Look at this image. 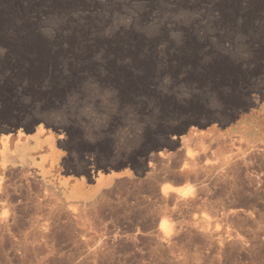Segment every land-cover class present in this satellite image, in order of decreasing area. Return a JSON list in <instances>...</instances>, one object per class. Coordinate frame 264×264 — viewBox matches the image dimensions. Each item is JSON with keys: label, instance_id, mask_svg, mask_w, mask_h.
Wrapping results in <instances>:
<instances>
[{"label": "rangeland", "instance_id": "374dc122", "mask_svg": "<svg viewBox=\"0 0 264 264\" xmlns=\"http://www.w3.org/2000/svg\"><path fill=\"white\" fill-rule=\"evenodd\" d=\"M263 116L264 0H0V264H264Z\"/></svg>", "mask_w": 264, "mask_h": 264}, {"label": "bare ground", "instance_id": "6f19581e", "mask_svg": "<svg viewBox=\"0 0 264 264\" xmlns=\"http://www.w3.org/2000/svg\"><path fill=\"white\" fill-rule=\"evenodd\" d=\"M249 100V99H248ZM256 104V103H255ZM255 113V112H254ZM235 114V113H234ZM264 117V116H263ZM258 118V117H257ZM261 124V123H260ZM264 125V124H263ZM243 127V126H242ZM244 128V127H243ZM246 128V127H245ZM237 131V133H238V131L239 130H236ZM240 132V131H239ZM241 133V132H240ZM245 133V132H244ZM244 133L242 132V134L244 135ZM241 134V135H242ZM18 135H19V132H18ZM236 136V135H235ZM240 136V135H239ZM9 137V134H7V135H5L4 137H3V135L2 136H0V139L2 140V141H5L7 138ZM237 138H240V137H237ZM247 139H249V138H247ZM241 140V139H240ZM234 142V141H233ZM248 143H249V141H247ZM37 143H39V141L37 142ZM48 145H49V147H50V150L52 151L53 150V142H52V140L51 139H49V140H47V142H46ZM248 143H246V144H248ZM252 143V142H251ZM264 143V142H263ZM261 144V143H260ZM30 145V144H29ZM233 146H234V144H232ZM240 145V144H239ZM242 145V144H241ZM251 145H253V143L251 144ZM263 146V145H262ZM244 147V146H243ZM248 147V146H247ZM253 147H255V145L253 146ZM259 147V146H258ZM257 147V148H258ZM263 151H264V147H260ZM247 149V148H246ZM251 151H252V149H250ZM255 150H258V149H255ZM194 151V150H193ZM245 152H247V151H245ZM257 152V151H256ZM201 153V152H200ZM244 153V152H243ZM238 154V153H237ZM248 154V153H247ZM247 154H244V156L245 155H247ZM260 154H261V152H260ZM263 155V154H262ZM261 155V156H262ZM52 154L50 153L48 156H45V157H43V159H42V162H45V161H47V160H49V159H51V166H53L54 165V163H55V161H53V159H52ZM229 156V155H228ZM260 156V155H259ZM251 157V156H250ZM249 156L247 157V158H250ZM263 157V156H262ZM199 158V157H198ZM254 158V157H253ZM253 158H251V159H253ZM39 159V158H38ZM230 159V158H229ZM241 159V158H240ZM244 159L246 160V163L249 161H247V159H246V157H244ZM243 159V160H244ZM258 159V158H257ZM242 160V159H241ZM255 160V159H254ZM228 161V160H227ZM234 161H237V160H234ZM193 162V161H192ZM241 162V161H240ZM244 162V161H243ZM261 162V161H260ZM204 163V162H203ZM234 163V162H233ZM238 163V162H237ZM246 163H245V165H246ZM262 163H263V161H262ZM13 164V163H12ZM29 164V163H28ZM189 164H191V163H189ZM195 164V163H194ZM200 164V163H199ZM208 164V163H207ZM232 164V163H231ZM241 164H242V162H241ZM201 165V164H200ZM205 165V164H204ZM227 165V164H226ZM258 165V164H257ZM195 166V165H194ZM194 166H193V168H194ZM203 166V165H202ZM228 166V165H227ZM232 166H233V164H232ZM235 166H236V164H235ZM239 166V165H238ZM243 166V165H242ZM246 166H248V165H246ZM245 166V167H246ZM259 166V165H258ZM263 166V165H262ZM231 167V166H230ZM234 167V166H233ZM244 167V166H243ZM243 167H241V168H243ZM244 167V168H245ZM253 166H251L250 168H252ZM257 168V167H256ZM260 168H261V165H260ZM262 168H264V167H262ZM261 168V169H262ZM195 169V168H194ZM35 170V169H34ZM206 170V169H205ZM227 170V169H226ZM229 170V169H228ZM240 170V169H239ZM242 170V169H241ZM254 171H256V169L254 170ZM258 171H259V169H258ZM263 171H264V169H263ZM262 171V172H263ZM191 172V171H190ZM245 172V171H244ZM247 172H249V171H247ZM251 172V171H250ZM250 172H249V174H250ZM98 173V172H97ZM199 173H201V172H199ZM251 174H253V172L251 173ZM263 174V173H262ZM114 175H117V174H114ZM113 175V176H114ZM190 175H191V173H190ZM247 175V174H246ZM259 176H260V174H258ZM112 175L110 176V177H108V176H106V175H103V173L101 174V173H98L97 174V178H96V180H97V182H99V184H102L104 181H106V179H110L111 177H113ZM236 176V175H235ZM243 176V175H242ZM262 177H263V175H261ZM115 178H116V176H114ZM234 177V176H233ZM237 177V176H236ZM238 177H239V175H238ZM250 178H251V175H250ZM81 179V178H80ZM69 180V179H68ZM67 180V181H68ZM241 180V179H240ZM243 180V179H242ZM253 180V179H252ZM259 180V179H258ZM258 180H256V181H258ZM235 181V180H234ZM245 181V180H244ZM261 181H263V180H261ZM233 182V181H232ZM236 182V181H235ZM246 182V181H245ZM61 183V182H60ZM68 183V182H67ZM64 184H66V182H64L63 183V186H64ZM248 185V184H247ZM65 187V186H64ZM263 187V186H262ZM171 186H169V185H164V186H162V188H161V192L163 193V194H165V193H167L168 191H170L171 190ZM174 189H176V192H177V195H179V197L181 196L182 198H186V197H188V195L190 196V193L188 192L189 190H185V189H178V188H174ZM245 189V188H244ZM102 190V189H101ZM57 191V190H56ZM81 191L79 190V188L77 187V185H74V187H73V189L72 190H70L68 193H66L67 194V196L69 197V199L70 198H76V197H82V195L83 194H81L80 193ZM244 192V191H243ZM263 192V191H262ZM81 194V195H80ZM80 195V196H79ZM88 197H90V196H88ZM257 198V197H256ZM68 199V198H67ZM237 199H239V198H237ZM185 200V199H184ZM251 200V199H250ZM249 200V201H250ZM256 200V199H255ZM243 202V201H242ZM251 202V201H250ZM253 202V201H252ZM75 204V203H74ZM238 204V203H237ZM264 204V203H263ZM69 205V204H68ZM245 205V204H244ZM250 205V204H249ZM252 205V204H251ZM253 205H255V204H253ZM252 205V206H253ZM71 206V205H70ZM256 206V205H255ZM66 207V206H65ZM264 207V206H263ZM250 208H251V206H250ZM76 209V208H75ZM75 209H74V211H75ZM73 210V209H72ZM239 210V209H238ZM251 211L253 210V208L252 209H250ZM242 211V210H241ZM262 211V210H261ZM264 211V210H263ZM232 212V211H231ZM253 212H255L254 210H253ZM259 212V211H258ZM261 213V212H260ZM250 214V213H249ZM246 215V214H245ZM263 215V214H262ZM252 216V215H251ZM260 217V216H259ZM263 217V216H262ZM213 219V218H212ZM168 221V219L167 218H165V217H163V219H162V221H161V223L160 224H162V225H160L159 224V226H161L159 229L160 230H162L163 232H161L163 235L165 234V235H169L170 234V231H172V227H170L171 225H168V223L170 224V222L168 221V223H166L167 221ZM200 220V219H199ZM209 221H211V220H209ZM193 222V221H192ZM239 223V222H238ZM209 224V223H208ZM186 226V225H185ZM223 227V226H222ZM244 227V226H243ZM208 228V227H207ZM175 229V228H174ZM222 230V229H221ZM176 232V231H175ZM180 232V231H179ZM234 232H235V230H234ZM239 232V231H238ZM256 232V231H255ZM240 233V232H239ZM244 233V232H243ZM242 233V234H243ZM161 234V235H162ZM174 234V233H173ZM212 234V233H211ZM234 234V233H233ZM241 234V235H242ZM204 235V234H203ZM237 235H238V233H237ZM237 237H239V235L237 236ZM231 238H232V236H231ZM204 239V238H203ZM246 240V239H245ZM173 242V241H172ZM246 243V242H245ZM253 243V242H252ZM215 244V243H214ZM224 244V243H223ZM243 244V243H242ZM222 246V245H221ZM259 247V246H258ZM210 248V247H209ZM214 248V247H213ZM261 250V249H260ZM220 251V250H219ZM224 251V250H223ZM202 252V251H201ZM221 252V251H220ZM198 253V252H197ZM256 253V252H255ZM202 254V253H201ZM229 254V253H228ZM254 254V253H253ZM252 254V255H253ZM259 254V253H258ZM204 255V254H203ZM212 255V254H211ZM223 255V254H222ZM263 255V254H262ZM218 256V255H217ZM260 256V255H259ZM207 257V256H206ZM221 257V256H220ZM228 257V256H227ZM236 257V256H235ZM199 258V257H198ZM211 258V257H210ZM200 259V258H199ZM209 259V258H208ZM226 259V258H225ZM234 259V258H233ZM257 259V258H256ZM231 260V259H230ZM253 260V259H252ZM258 260H260V258L258 259ZM191 261V260H190ZM220 261V260H219ZM250 261V260H249ZM207 262V261H206ZM211 262V261H210ZM233 262H234V260H233ZM202 263V262H201ZM224 263H225V261H224ZM189 264V263H188ZM217 264H219V263H217ZM221 264V263H220ZM228 264H230V263H228ZM250 264V263H249ZM255 264V263H254Z\"/></svg>", "mask_w": 264, "mask_h": 264}]
</instances>
